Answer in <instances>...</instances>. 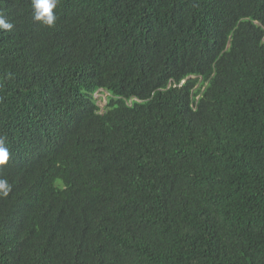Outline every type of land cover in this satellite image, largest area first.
I'll list each match as a JSON object with an SVG mask.
<instances>
[{
    "label": "trees",
    "instance_id": "1",
    "mask_svg": "<svg viewBox=\"0 0 264 264\" xmlns=\"http://www.w3.org/2000/svg\"><path fill=\"white\" fill-rule=\"evenodd\" d=\"M0 11V264H264V0Z\"/></svg>",
    "mask_w": 264,
    "mask_h": 264
},
{
    "label": "clouds",
    "instance_id": "2",
    "mask_svg": "<svg viewBox=\"0 0 264 264\" xmlns=\"http://www.w3.org/2000/svg\"><path fill=\"white\" fill-rule=\"evenodd\" d=\"M59 0H30V6L32 10V19L34 22H37L45 27H53L57 20V15L54 12V9L57 8ZM14 28V24L9 20L7 15L0 11V30L11 31ZM194 77V76H192ZM186 82V79L182 80L177 86H182ZM169 84L168 87H170ZM106 93L105 104L107 100L108 93L103 89L96 90L92 95V100L99 105L101 110L105 106H100L98 103L96 94ZM9 159V148L5 143V138L0 137V165L6 164ZM12 189V185L6 178L0 177V198H6Z\"/></svg>",
    "mask_w": 264,
    "mask_h": 264
},
{
    "label": "rangeland",
    "instance_id": "3",
    "mask_svg": "<svg viewBox=\"0 0 264 264\" xmlns=\"http://www.w3.org/2000/svg\"><path fill=\"white\" fill-rule=\"evenodd\" d=\"M106 93L103 94H96L95 96L97 97L98 103L100 104V106H103L105 104V97H106Z\"/></svg>",
    "mask_w": 264,
    "mask_h": 264
}]
</instances>
